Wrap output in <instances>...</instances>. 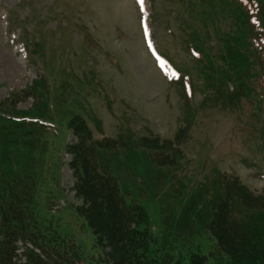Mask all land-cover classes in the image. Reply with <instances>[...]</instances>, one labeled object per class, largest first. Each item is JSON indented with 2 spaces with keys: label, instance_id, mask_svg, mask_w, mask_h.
<instances>
[{
  "label": "rangeland",
  "instance_id": "1",
  "mask_svg": "<svg viewBox=\"0 0 264 264\" xmlns=\"http://www.w3.org/2000/svg\"><path fill=\"white\" fill-rule=\"evenodd\" d=\"M240 5L0 0V116L13 119L0 122V192L15 175L19 182L30 176L37 216L85 257L98 258L90 229L74 213L78 202L65 165L64 147L74 140L67 123L80 114L94 139L125 141L126 148L97 157L122 195L139 192L159 203L158 211L177 212L181 224L201 223L221 195L223 175L264 194V96H258L264 94V64L258 74L248 56L252 50L264 59V40H245L251 35L241 31L247 10ZM142 25L151 33L148 44ZM197 49L207 64L198 62ZM184 126L178 167L157 169L150 183L155 169L135 142L172 139ZM142 204L155 221L157 211ZM61 206L67 207L56 211ZM235 215L264 238V212L238 206Z\"/></svg>",
  "mask_w": 264,
  "mask_h": 264
},
{
  "label": "trees",
  "instance_id": "2",
  "mask_svg": "<svg viewBox=\"0 0 264 264\" xmlns=\"http://www.w3.org/2000/svg\"><path fill=\"white\" fill-rule=\"evenodd\" d=\"M237 1L249 13L244 10L247 30L244 25L241 31L251 35L245 40H264V0ZM197 50L202 53L198 62L204 59L207 64L203 51ZM248 56L259 74V65L264 64L260 53L248 50ZM187 128L178 129L172 139L145 136L135 142V149L147 152L146 161L155 169L150 183L160 173L157 169L178 167L183 156L179 144ZM67 130L74 140L64 147L69 156L66 166L72 176L70 192L78 202L71 206L90 229L100 255L85 257L72 239L41 220L36 214L34 180L28 176L29 180L19 182L15 175L2 183L0 192V264H264V238L246 229L235 215L238 206L264 212V194L250 191L234 175H223L221 195L201 223L193 219L181 224L177 212L164 207L158 211L156 202L139 192L122 195L116 179L99 169V152L126 148L122 138L94 139L80 114L70 118ZM143 201L157 211L155 221Z\"/></svg>",
  "mask_w": 264,
  "mask_h": 264
}]
</instances>
